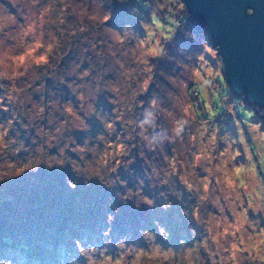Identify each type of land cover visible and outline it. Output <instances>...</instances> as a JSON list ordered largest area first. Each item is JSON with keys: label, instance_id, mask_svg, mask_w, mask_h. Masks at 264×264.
I'll return each mask as SVG.
<instances>
[{"label": "clouds", "instance_id": "1", "mask_svg": "<svg viewBox=\"0 0 264 264\" xmlns=\"http://www.w3.org/2000/svg\"><path fill=\"white\" fill-rule=\"evenodd\" d=\"M128 3L129 0H47L46 4L43 0H2L0 30L8 12L25 13V23L19 28L14 46L8 47L0 40V88L6 89L7 100L12 105L24 102L26 87L22 78L31 76L34 80L36 71L50 66L59 55L60 41L54 33H49L45 41V25L64 24L67 16H74L79 22L70 31L74 37L93 29L103 30L111 38L108 54L113 61L108 72L114 76L116 85L126 76L116 52L136 36H143L145 27L148 36L136 48L138 56L134 59L139 69L138 78L126 81L125 88L106 87L103 66L94 73L97 78H89L87 83L80 81L88 73L71 70L49 80L48 88L63 93L62 102L53 105V109L65 122L56 120L54 125H49L43 119V107L32 110L31 120L39 125L40 139L54 146H46L44 152L38 154L40 158L34 166L21 174H0V182L18 179L26 173L35 174L41 168H70L75 179L66 176L65 180L72 189L81 179L85 186L96 181L108 189H116L115 198L125 206L131 202L136 209L146 206L155 210L159 200V209L167 212L175 204L179 205V216L184 218L187 231L174 236L169 225L158 216L152 218L150 225L141 223L135 229L114 233L113 223L120 207L110 204L112 211H106V227H101L95 235L72 237L71 247L61 246L60 255L67 264H142L148 252L152 253V264H166V261L174 264L173 256L166 257L165 252L179 250L183 247L182 241L191 244L193 229L197 234L204 233L200 247L209 254L211 264H264V109L257 105L251 119L244 121L246 128L232 120L229 122L231 102L237 98L230 99L223 74L225 63L218 55V47L201 39V50L189 52L184 46L176 45L173 52L170 45H174L178 30L189 39L195 36L185 28V0H163L162 3L155 0L151 7L146 6L144 0H135L129 15L136 18V23L125 21L117 27L113 23L116 7ZM55 5L61 7L57 9ZM161 8L169 12L163 19L170 20V26L162 23ZM173 11L175 18L171 15ZM245 11L248 15L254 14L253 8ZM57 12L60 14L58 21L53 19ZM148 20L150 26L145 23ZM115 30L123 32V39ZM169 56L176 59H168ZM150 59L151 64L148 63ZM166 62L172 65L168 81L170 92L160 90L153 79L154 69ZM220 81L226 84L228 97L217 96ZM114 94L119 107L112 113L109 97ZM137 96H142L143 104L137 102ZM221 100L227 109L221 113L227 118L223 132L216 127L219 117L213 106ZM239 101L246 105L243 99ZM201 112L208 114L207 119L201 118ZM100 113H103L102 118ZM9 115L8 111L0 113L5 119ZM117 122L124 124L126 131L121 129L115 142L104 146L106 138L110 140L116 135ZM95 124L100 127L93 134ZM10 126V122L7 126L0 123V151L8 142ZM52 126L59 131H45ZM16 129L26 142L30 136L38 135L36 127L29 128L26 133L17 123ZM52 136L54 140L49 139ZM73 137L80 146L73 143ZM89 137L95 139L86 142ZM188 140L195 145V151L189 150L191 167L199 168L202 176L183 171V161L180 162L181 171L176 170V164L166 170L157 167L149 170L137 155L139 149L155 154L162 148L183 145ZM97 143L102 147L94 148ZM66 144L71 148L65 147ZM133 144L137 147L133 148ZM130 154L136 157L135 162ZM89 156L91 164L84 159ZM98 158L103 162L99 163ZM137 160L140 161V174L132 167ZM123 173L134 177L131 186ZM121 178L126 183H122ZM129 189L135 191L129 192ZM209 206L218 208L220 215L205 221L203 217ZM0 264H13V261L3 258ZM184 264H204L200 249L187 252Z\"/></svg>", "mask_w": 264, "mask_h": 264}, {"label": "rangeland", "instance_id": "2", "mask_svg": "<svg viewBox=\"0 0 264 264\" xmlns=\"http://www.w3.org/2000/svg\"><path fill=\"white\" fill-rule=\"evenodd\" d=\"M149 2L150 7L155 5V0H149ZM162 2L163 0H161V3ZM46 3L47 0H43V4ZM131 5L132 4L130 3L123 6L117 5L116 12L118 14L122 12L123 16L119 17V20L125 19V21H132L133 24H135L136 18L129 15ZM0 7H2V0H0ZM55 7L59 9L61 6L55 5ZM161 14L162 18L165 15L169 16V12L166 8H161ZM59 15V12L54 13L53 19L58 21ZM171 15L172 18H175L174 11ZM7 17L8 18L3 22V29L0 30V40H3L6 46L12 47L16 43V37L20 26L25 23V13L8 12ZM186 17H188V15H186ZM78 23L79 22L74 16H67L66 23L64 24L57 22L45 25L44 39L47 42L49 39V33L55 34V37L60 41L59 55L52 60L50 66L37 70L34 74V80L31 76L22 78V82L26 87V92L22 97L24 101L22 105L10 104L7 100L6 89L0 88V98H2L0 99V113L4 111L11 113L6 119L0 117V123L7 126L10 122L11 125L8 127L9 135L6 138V141L8 142L6 143L4 150L0 151V174H21L23 171L28 170L29 167L34 166L36 161L40 158L38 154L43 153L46 146H54L53 144H49L47 141H42L40 139V135L42 134L39 132V125L31 120L32 110L36 107H43V119H46L49 125H54L56 120H59L61 123L65 122L64 118L53 109V105L62 102L63 93L59 90L48 88L47 86V82L54 76L65 75L70 70L81 72V74L88 73L89 75L85 76L83 81H80V83H87L89 78L93 80L97 78L94 73L99 71L101 66H103L106 87L119 86L125 88L126 81H135L138 78L136 73L139 69L134 57L138 56L136 48L139 45V42L145 40L148 36L147 27H145L143 36H136L131 42H129V44L116 52V57L121 60L123 71L126 73V76L120 81L119 85H116L114 84V76L108 72L113 61V58L108 54V48L111 45V38L107 36L103 30L97 31L95 29L89 33H84L75 37L70 35L71 29L78 26ZM145 23L149 26L151 25L150 20ZM162 23L170 26V20L166 19V22H164L162 19ZM115 31H117L123 39V32L120 30ZM179 33H181L186 44L174 41V45H170L173 52H175L176 45L184 46L189 52L201 50V39H206L213 47V44H211V41L208 40L205 34L203 36L195 34L194 38L189 39L182 31ZM40 51L43 52V49ZM168 59L175 60L176 58L174 56H169ZM148 63L151 64L152 60L150 59ZM212 63L215 64V60H213ZM171 66V63L166 62L162 64V67L157 66V68L154 69L153 79L155 80L156 85L160 90L166 92L171 91L168 86V81L171 79L169 73ZM116 67L119 68L121 65H116ZM221 82L223 81H220V83ZM3 83L8 84L9 81H3ZM224 85L226 86V84ZM228 89L227 93H219L218 91L217 96L228 97ZM231 96L230 99L235 98L234 95ZM116 98L115 94L109 97V101L113 104L111 110L112 113H115L119 107L115 102ZM238 98L242 99L240 97ZM238 98L236 101L231 102V111H229L228 120L229 122L232 120L233 123H239L241 127L246 128L247 125L244 121L245 119H251V116L255 114V110L252 107L247 108V106L242 104ZM136 99L139 104L144 103L142 96H137ZM63 103L67 104V101H63ZM213 106L217 107L215 109L216 114L219 117L216 121V127L219 132H223L225 129L224 121L227 119L221 115L223 111L227 110L224 107V101L221 100V103L218 104L214 103ZM237 107L240 109L238 110ZM217 110H220V112ZM100 116L102 118L103 113H100ZM201 118L207 119V116H204V118L201 116ZM17 123L25 129L26 133L31 127L37 128L38 135L29 137V145H24V140L20 141V133L19 130L16 129ZM98 126L99 124L94 125L93 134L99 130ZM116 128V135L110 140L106 138L103 142L104 146L109 143H114L117 136L121 135V129H125V125L117 122ZM45 131L56 133L59 129L52 126L45 129ZM195 132L196 130L193 131V135H195ZM101 135L103 136L104 134L101 133ZM49 139L54 140L55 136H52ZM93 139L95 138L89 137L86 142H91ZM72 141L77 144V146H80L79 142L76 141L74 137L72 138ZM30 145L34 149H31ZM65 147L71 148V145L66 144ZM93 147L101 148L102 145L97 143L94 144ZM132 147L136 148L137 145L133 144ZM189 150L195 151V145L192 144L190 140L186 141L183 145L175 144L171 147L162 148L155 154L146 153L142 149H139L137 155L149 170L152 167L166 170L171 168L172 164H176V170L181 171L180 162L183 161L185 166L183 171H187L189 174L197 173L202 176V172L199 168L193 169L191 167ZM221 150L223 149L221 148ZM22 153L23 155H21ZM84 159L88 163H92L90 156L85 157ZM130 159L135 162L136 157L131 156L130 154ZM98 162L102 163V158H98ZM137 164L138 163H136V165ZM70 175L73 177L70 168H53L51 170L41 168L35 174L26 173L18 179H13L8 182H0V237H2L1 235L4 233L6 234V232H2L5 229L11 233L16 232V236L9 233L10 236H13V239L8 240L7 243H5L7 247L4 248L5 245H0V259L9 258L13 261V264H67L66 260L62 261L60 255L61 246L67 243V246L71 247L72 237L80 236L82 234H88L90 236L95 235L101 227H106V211H112L110 204H115L120 207V212L116 214V219L113 223L114 233L135 229L141 223L150 225L154 216H158L161 218L162 222H166L174 236H178L182 231H187L184 218L179 216L178 204H175L174 207L167 212H163L159 209V200H157V208L155 210L147 208L146 206L136 209L132 206L131 202L125 206L118 199H110L108 196L100 200L98 196L101 195V189H105L106 187L100 185L96 181H93L90 186H85L81 179L78 181L77 187L72 189L67 185L65 180V177ZM73 178L75 179V177ZM41 185H43L41 189L49 187L50 190L60 192L63 195L65 204L58 209L47 207L49 204H47V206L43 205L42 198L37 205L27 201V196L31 197V194H34L32 190ZM76 191L79 193L81 191L82 193H80V197H77L75 200V204L77 205V211L75 210V212L80 213V215L73 220L74 222L72 224H69L67 222L68 218H71V215L74 216L75 214L74 212L72 213V205H67V200L71 199ZM63 192L69 193L70 196L67 197ZM129 192L134 191L129 189ZM180 198L183 199L182 196ZM100 202L104 205L100 206ZM106 205H108L107 209ZM219 215L220 210L218 208L209 206L203 219L207 221L210 217ZM225 215H228L230 220L232 219L230 214L225 213ZM146 216L148 217L145 218ZM148 218L151 220H148ZM203 236V232L197 234L196 230L193 229V239L191 244L182 241L181 243L183 247L179 250L169 249L165 252V256L172 255L174 264H184L185 254L199 248L204 259V264H211L209 254L200 247ZM17 238L18 241L16 240ZM20 244H26L27 246L21 248L18 246ZM151 256L152 253H145L146 259L142 264H152L150 259ZM21 257H24V259H21Z\"/></svg>", "mask_w": 264, "mask_h": 264}, {"label": "water", "instance_id": "3", "mask_svg": "<svg viewBox=\"0 0 264 264\" xmlns=\"http://www.w3.org/2000/svg\"><path fill=\"white\" fill-rule=\"evenodd\" d=\"M185 3L189 20L218 47L231 94L254 110L264 109V0ZM247 8H253L254 14H246Z\"/></svg>", "mask_w": 264, "mask_h": 264}, {"label": "trees", "instance_id": "4", "mask_svg": "<svg viewBox=\"0 0 264 264\" xmlns=\"http://www.w3.org/2000/svg\"><path fill=\"white\" fill-rule=\"evenodd\" d=\"M135 2V0H129V3L130 4H133ZM144 3H145V5L146 6H150V2H149V0L147 1V0H144ZM116 9H117V7H116ZM142 11H143V9H142ZM115 19H114V21H113V23L117 26V27H119V25L121 24V23H123V22H125V19H120L119 20V17H122L123 15H122V12H120L119 14L116 12V14H115ZM127 16V15H126ZM164 17H168V15L166 16H164ZM163 17V18H164ZM162 18V19H163ZM128 20V19H127ZM163 21L164 22H166V19H163ZM185 28L188 30V31H191V32H193V33H195V34H197V35H199V36H203L204 34L203 33H201V32H199V30L198 29H196V27L194 26V24L189 20V18L188 17H185ZM180 32V31H179ZM179 32H177V34H176V37H175V41H177V42H182V44H186V41L184 40V38L182 37V35H181V33H179ZM221 84V91L219 90V93H227V89H226V86L224 85V82H221L220 83ZM229 92H230V90H229ZM227 95H229V94H227ZM232 94H231V92H230V96H231ZM232 97V96H231ZM236 98V97H235ZM238 98V97H237ZM245 106H247V108H250L251 106H248V105H245ZM215 108H217V107H215ZM238 108V110L240 109L239 107H237ZM199 110V109H198ZM218 112H220V110H217ZM208 114L206 113V112H201V116L204 118V116H207ZM98 127H100V126H98ZM24 139L23 138H21V140L20 141H23ZM30 141V140H29ZM24 145H29L28 144V142H26L25 140H24ZM32 145V144H31ZM30 145V146H31ZM28 147V146H27ZM31 149H34L32 146H31ZM28 151V150H27ZM24 157H26V156H24ZM136 163H138L137 165H136ZM135 164H133L132 165V167H134L135 169H136V172H137V174H140V165H139V163H140V161L139 160H137V162H136ZM123 175H124V177L125 178H127V179H129V184H130V186L133 184V182H134V177H128L127 176V173H123ZM71 176V175H70ZM74 177V176H73ZM121 182H123V183H126L125 181H123V178H121ZM43 185H41L40 187H37V188H35V189H33L32 191L34 192V194H31L32 196L31 197H28L27 196V198H26V200L27 201H30V202H32V203H35L36 205H37V203L41 200V198L44 200V199H46V198H48V199H46V200H42V204L43 205H45V206H47V204H49L47 207H49V208H58L59 209V207L60 206H63V204H65V201H64V199H63V195L60 193V192H58V191H53V190H50V188L48 187V188H45V189H41V187H42ZM115 190L116 189H108V188H105V189H101V195L100 196H98V198H100V200L103 198H105V197H107L108 196V198H113V199H115ZM123 189H121V191H122ZM132 191H135V190H133V189H131ZM146 191H148L147 189H146ZM80 193H81V191H80ZM80 193L79 192H75V194L72 196V198L71 199H69V200H67L68 201V203H67V205L68 206H71L72 205V209H73V211H72V213L74 212V216H72L71 214V218L69 217L68 218V223L69 224H72L74 221L73 220H75V218L76 217H79L78 215H80V213H76L75 212V210L77 211V205L75 204V200L77 199V197L79 198L80 197ZM63 194H65L67 197L68 196H70V194L69 193H66V192H63ZM82 194V193H81ZM46 197V198H45ZM101 204H100V206L101 205H104L102 202H100ZM6 206H8V205H6ZM65 208V207H64ZM164 216V215H163ZM66 217V216H65ZM148 216H146L145 218H147ZM166 217V216H165ZM148 220H151L150 218H148ZM17 231V230H16ZM2 232H6V234L4 233L3 235H1L2 237H0V245H5V243H7V241L8 240H12L13 238V236H16V232L15 233H11V232H9V231H7V229H5L4 231H2ZM9 233L10 234H12L13 236H10L9 235ZM17 241H18V238L16 239ZM9 243V242H8ZM64 245H66L67 246V243H65ZM19 247H21V248H25L27 245L26 244H20V245H18ZM5 247H7L6 245L4 246V248Z\"/></svg>", "mask_w": 264, "mask_h": 264}]
</instances>
